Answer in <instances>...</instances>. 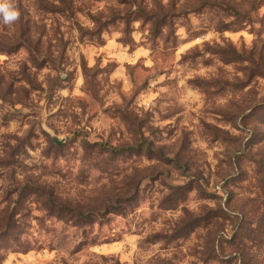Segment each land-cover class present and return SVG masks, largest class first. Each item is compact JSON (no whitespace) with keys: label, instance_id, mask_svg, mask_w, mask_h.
I'll return each instance as SVG.
<instances>
[{"label":"rangeland","instance_id":"374dc122","mask_svg":"<svg viewBox=\"0 0 264 264\" xmlns=\"http://www.w3.org/2000/svg\"><path fill=\"white\" fill-rule=\"evenodd\" d=\"M15 3L0 264H264V0Z\"/></svg>","mask_w":264,"mask_h":264},{"label":"clouds","instance_id":"9594fccd","mask_svg":"<svg viewBox=\"0 0 264 264\" xmlns=\"http://www.w3.org/2000/svg\"><path fill=\"white\" fill-rule=\"evenodd\" d=\"M21 18V11L15 0H0V19L5 25H12Z\"/></svg>","mask_w":264,"mask_h":264},{"label":"water","instance_id":"95a60500","mask_svg":"<svg viewBox=\"0 0 264 264\" xmlns=\"http://www.w3.org/2000/svg\"><path fill=\"white\" fill-rule=\"evenodd\" d=\"M54 142L57 144V145H61V141L58 139V138H56V137H54Z\"/></svg>","mask_w":264,"mask_h":264}]
</instances>
